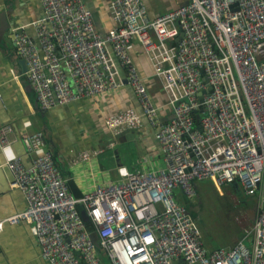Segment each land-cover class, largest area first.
Masks as SVG:
<instances>
[{"label": "built area", "instance_id": "1", "mask_svg": "<svg viewBox=\"0 0 264 264\" xmlns=\"http://www.w3.org/2000/svg\"><path fill=\"white\" fill-rule=\"evenodd\" d=\"M40 3L34 39L13 28L38 104L95 98L126 83L140 110L114 112L104 127L115 137L146 122L162 157L143 156L147 167L135 170L119 165V177L74 195L42 132L23 133L29 164L15 156L5 165L26 206L0 219V231L28 224L49 264H264V0H185L152 18L142 0H109L112 25L104 33L82 0ZM135 44L163 103L132 58ZM11 130L0 127L1 147ZM113 147L110 140L83 151L70 166L107 157ZM204 179L218 190L238 180L255 196L250 246L246 236L228 248L203 245L176 195L193 199V181Z\"/></svg>", "mask_w": 264, "mask_h": 264}, {"label": "crops", "instance_id": "2", "mask_svg": "<svg viewBox=\"0 0 264 264\" xmlns=\"http://www.w3.org/2000/svg\"><path fill=\"white\" fill-rule=\"evenodd\" d=\"M82 1L93 15L96 14L95 26L104 33L112 25L108 13L109 0ZM184 2L161 0L157 7H153L148 0L143 1L151 18ZM41 16L40 0H0V127L10 125L12 129L6 135L8 144L0 146V219L26 206L22 192L10 186L14 175L5 165L7 159L15 156H21L22 162L29 164L30 158L20 139L23 133L42 132L44 148L53 152L54 161L68 178L74 195L88 191L95 182L116 179L119 177L116 169L119 165L135 170L147 167L140 160L143 156L153 157L157 162L162 157L154 139V130L146 122L115 137L104 127V118L114 112L127 107L140 110L132 89L126 83L95 98H79L48 109L38 104L16 53L13 28H19L34 39L36 32L32 22ZM131 55L141 72L153 82L151 92L155 100L163 103L165 96L151 77L150 64L137 44ZM110 140H114V147L107 157L101 154L89 163L70 166L81 152L104 148ZM252 226L238 241L246 236V244L250 246ZM202 243L207 249L228 248L219 244L208 247L203 240ZM40 253L41 247L28 224H4L0 231V264H49Z\"/></svg>", "mask_w": 264, "mask_h": 264}, {"label": "rangeland", "instance_id": "3", "mask_svg": "<svg viewBox=\"0 0 264 264\" xmlns=\"http://www.w3.org/2000/svg\"><path fill=\"white\" fill-rule=\"evenodd\" d=\"M148 1L153 7H157V5L161 3V0ZM159 9L162 10L163 7ZM197 188L203 198V208L199 214V217L201 218L200 220H203V222L202 224H199L196 220L195 221L200 228L202 240L208 247H211L213 244L227 247L234 245L240 237V232L244 230L246 233L253 225V208L256 210L255 201V207L251 204L252 199L255 200L256 198L244 194L243 191V193L239 191V196H235L234 193H232L239 201L237 202L233 199L237 202L232 203L233 208L235 207L233 209L230 208L233 200L230 201L228 198L231 193L228 184L218 190L213 186L210 180L204 179L197 182ZM193 201H196L195 197L193 198ZM242 205H245V207L248 205L250 206L244 211ZM226 210H228V213L225 212Z\"/></svg>", "mask_w": 264, "mask_h": 264}, {"label": "trees", "instance_id": "4", "mask_svg": "<svg viewBox=\"0 0 264 264\" xmlns=\"http://www.w3.org/2000/svg\"><path fill=\"white\" fill-rule=\"evenodd\" d=\"M143 1H145V0H143ZM172 9V8H171ZM140 69V68H139ZM141 70V69H140ZM143 73V72H142ZM150 83H151V80H150ZM52 154H53V152H52ZM53 160H54V156H53ZM54 163H55V161H54ZM55 165H56V163H55ZM57 166V165H56ZM58 167V166H57ZM59 168V167H58ZM193 183H194V186H195V189H196V196H195V199H196V201H193V199H189V198H187V197H185L184 195L182 196V195H180V193L179 194H177L176 195V199H177V201L180 203V204H183V205H185V207L187 208V210H189L190 211V213L192 214V216H193V218L199 223V224H202V222H203V220H200L201 218L199 217V214H200V211L202 210V208H203V198H202V196H201V194L199 193V190H198V188H197V181H193ZM227 185V184H226ZM229 186H230V195L228 196V198H229V200L230 201H232L233 199H235L237 202H239L238 201V199L237 198H235V196H239V191H243V189H242V187H241V185L239 184V182H238V180H235V181H233L232 183H230V184H228ZM232 193H234V195L232 194ZM243 193V192H242ZM217 195V194H216ZM218 197V196H217ZM219 200V199H218ZM235 200H233L232 202H231V207L230 208H233V206H232V203L233 202H236ZM254 201H255V205H256V200H254V199H252V204L251 205H254ZM236 202V203H237ZM243 203V202H242ZM255 205H254V207H255ZM235 206V205H234ZM243 206V205H242ZM249 206L250 205H248V206H246L245 207V205L242 207V209L244 210V211H246L247 210V208H249ZM235 208V207H234ZM233 208V209H234ZM254 209V211H253V213H254V215H255V208H253ZM79 211H80V214H81V216L82 217H84V212H82L81 211V209H79ZM225 212H227L228 213V210H226ZM243 232H244V230H242ZM240 232L241 234L239 235L240 237L239 238H241L242 236H244V233L243 232ZM216 245H218V244H216Z\"/></svg>", "mask_w": 264, "mask_h": 264}, {"label": "water", "instance_id": "5", "mask_svg": "<svg viewBox=\"0 0 264 264\" xmlns=\"http://www.w3.org/2000/svg\"><path fill=\"white\" fill-rule=\"evenodd\" d=\"M93 19H94V21L96 22V14L93 15ZM180 36H181V35H180ZM180 36L177 37V40L180 38ZM19 62H20L21 65H23V70L25 71L26 68H25V65H24L23 60L21 59ZM205 92H206V90H202V91L199 93V97H200V100H201V101H202L201 96H202V94L205 93ZM117 135H119V134H117ZM43 141L45 142V138H44V137H43Z\"/></svg>", "mask_w": 264, "mask_h": 264}, {"label": "clouds", "instance_id": "6", "mask_svg": "<svg viewBox=\"0 0 264 264\" xmlns=\"http://www.w3.org/2000/svg\"><path fill=\"white\" fill-rule=\"evenodd\" d=\"M143 1V0H142Z\"/></svg>", "mask_w": 264, "mask_h": 264}]
</instances>
